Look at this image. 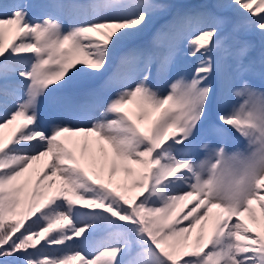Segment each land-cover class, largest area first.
<instances>
[{
  "label": "snow or ice",
  "instance_id": "6c2138e0",
  "mask_svg": "<svg viewBox=\"0 0 264 264\" xmlns=\"http://www.w3.org/2000/svg\"><path fill=\"white\" fill-rule=\"evenodd\" d=\"M36 7L0 0V264H264V49L208 5ZM215 8L264 42V0Z\"/></svg>",
  "mask_w": 264,
  "mask_h": 264
},
{
  "label": "rangeland",
  "instance_id": "374dc122",
  "mask_svg": "<svg viewBox=\"0 0 264 264\" xmlns=\"http://www.w3.org/2000/svg\"><path fill=\"white\" fill-rule=\"evenodd\" d=\"M184 1V2H183ZM186 1V2H185ZM30 2L37 7L33 9L37 14H39L43 9L39 7L40 5L47 4L50 0H30ZM159 3H167L172 5V11L176 10H184L189 8H196L202 5H208L213 8L218 16H221L227 20V23L224 27V32L222 35L229 37L228 44L233 45L235 41H246L251 46L248 52L247 57L244 60V64L248 65L250 62H255L256 67H259L260 54L262 49H264V42H262L261 37L258 33H246L243 30L234 31V25L236 24L238 17L237 14L232 10H219L215 8V5L221 2H227V0H157ZM171 19L170 14L162 15L152 26L149 32L144 36L143 41L147 42L151 39L152 34L156 31L157 28L160 27L161 24L165 23V21ZM184 66L189 74L194 71L195 66H197L198 61L193 57H183ZM224 63L227 65V71L229 73H234L236 68V61L232 57H228L224 60ZM103 78H101L102 80ZM245 79L249 80V82L264 91V78H260L258 76L248 75ZM96 84L100 83V80L95 82ZM242 102V100L229 97L228 105L229 107L236 105ZM42 119V127H48V121L50 119V109L46 106H42L41 108ZM6 134L8 130H5ZM233 136H238L236 133H232ZM198 139H207L211 140L213 143H216V138L207 134L206 132H202L198 134ZM231 148V146H229ZM197 158L203 155L202 152L196 153Z\"/></svg>",
  "mask_w": 264,
  "mask_h": 264
}]
</instances>
